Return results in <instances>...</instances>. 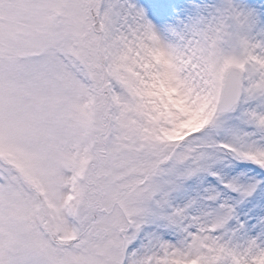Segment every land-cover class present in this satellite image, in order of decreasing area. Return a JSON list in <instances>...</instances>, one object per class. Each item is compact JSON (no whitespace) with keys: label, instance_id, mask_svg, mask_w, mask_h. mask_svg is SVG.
<instances>
[{"label":"snow or ice","instance_id":"obj_1","mask_svg":"<svg viewBox=\"0 0 264 264\" xmlns=\"http://www.w3.org/2000/svg\"><path fill=\"white\" fill-rule=\"evenodd\" d=\"M167 30L134 0H0V264H264V17Z\"/></svg>","mask_w":264,"mask_h":264},{"label":"rangeland","instance_id":"obj_2","mask_svg":"<svg viewBox=\"0 0 264 264\" xmlns=\"http://www.w3.org/2000/svg\"><path fill=\"white\" fill-rule=\"evenodd\" d=\"M135 2H140L142 4V8H144L146 15L148 18L157 19L153 21V24L160 30L161 35L164 39L170 40L171 35L167 28L170 26L175 25L181 20H186L188 16L195 14V5L197 4H211L216 3L218 0H171V11L170 15L166 18L162 17L160 13L157 10V6L154 2V0H134ZM240 3H243L250 8H253L257 11L258 14H260L262 17H264V0H239ZM149 19V20H152ZM167 21L170 24L169 27H165L164 23ZM162 95H168L171 96V92L167 90H163ZM185 123H195L196 126L200 123V116L198 114H190L189 118L186 119ZM238 170H244L251 172V168L248 169H241L238 165ZM255 199L253 200V203H255ZM248 207H251V205H248L246 207H242L240 211L242 213H245L248 211Z\"/></svg>","mask_w":264,"mask_h":264},{"label":"clouds","instance_id":"obj_3","mask_svg":"<svg viewBox=\"0 0 264 264\" xmlns=\"http://www.w3.org/2000/svg\"><path fill=\"white\" fill-rule=\"evenodd\" d=\"M172 95V93H171ZM174 103H176L177 107H180V103L178 101H174ZM196 124L195 123H184L182 125H180L175 131H173L170 135L174 138H181L186 131L195 128Z\"/></svg>","mask_w":264,"mask_h":264},{"label":"bare ground","instance_id":"obj_4","mask_svg":"<svg viewBox=\"0 0 264 264\" xmlns=\"http://www.w3.org/2000/svg\"><path fill=\"white\" fill-rule=\"evenodd\" d=\"M135 2V1H134ZM138 6H142V4L140 3V2H135ZM164 18H166V17H164ZM148 19H152V18H148ZM154 20H157V19H152L151 21L153 22ZM164 26L165 27H169L170 26V24L168 23V25H167V21L164 23ZM168 29V28H167Z\"/></svg>","mask_w":264,"mask_h":264}]
</instances>
